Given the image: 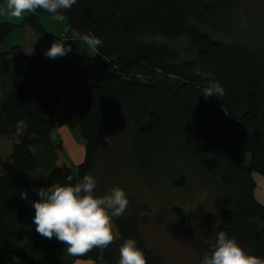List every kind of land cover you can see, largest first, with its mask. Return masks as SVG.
<instances>
[{
    "label": "trees",
    "instance_id": "trees-1",
    "mask_svg": "<svg viewBox=\"0 0 264 264\" xmlns=\"http://www.w3.org/2000/svg\"><path fill=\"white\" fill-rule=\"evenodd\" d=\"M60 11L67 23L61 33L44 29L39 14L52 17L44 9L27 13L24 23L49 44L46 49L54 41L80 40L74 31L95 35L102 40L94 49L100 58L72 52L48 58L46 49L28 55L20 45L0 53V136L11 146L8 156L0 153V264H69L63 242L29 226V211L14 188L35 195L41 187L75 184L86 174L96 178L97 196L118 186L129 204L113 218L116 236L108 247H93L73 259L117 264L120 245L133 238L147 264H165L143 241L140 227L150 207L131 187L127 172L148 171L159 160L176 175L172 188L195 171L219 174L237 197L220 201L216 234L236 236L246 252L264 258V205L253 198L251 179L252 173L264 177V0H77ZM16 28L0 22V42ZM159 36L185 37L194 59L179 62L166 45L135 41ZM36 56L46 59L52 79L25 77L27 62ZM209 80L219 81L224 95L205 99L202 89ZM18 121L27 124L22 135L16 134ZM63 126L83 141V160L73 167L52 163L62 147L57 131ZM39 165L49 169L43 180L31 175ZM170 212L178 227L185 224L182 209L173 206ZM171 230L200 254L216 240V234H203L204 241L187 229L171 225Z\"/></svg>",
    "mask_w": 264,
    "mask_h": 264
},
{
    "label": "rangeland",
    "instance_id": "rangeland-1",
    "mask_svg": "<svg viewBox=\"0 0 264 264\" xmlns=\"http://www.w3.org/2000/svg\"><path fill=\"white\" fill-rule=\"evenodd\" d=\"M48 16L51 17L50 15ZM48 21H51V19L46 18L44 20L46 28L48 30H54L51 27V23ZM46 28L44 29L47 31ZM203 30L207 31L208 29L203 28ZM208 32L211 34L213 39L230 44L229 40L223 35L214 33L210 30H208ZM37 35L38 34H36V36ZM65 40L69 39L66 38ZM42 41V43H44V40ZM76 41H79L80 44L72 47L71 52L73 54H86L91 58H100V55L86 43L81 40ZM135 41L138 44L154 43L158 45H166L177 52L179 62L193 60L195 56V49L188 43L185 37L177 39H169L161 36L153 38L137 37ZM42 48L43 47L41 46L39 49L34 48V50L35 52L40 53L43 50ZM35 59L39 61L34 64L27 62L24 72L25 77H29L32 73H34L37 80L48 81V79H44L48 78V76L49 79H52L54 77V72L47 65L46 59L41 56H36ZM42 63L46 66V73L43 72L44 67L42 66ZM157 77L159 81L165 80L162 76L157 75ZM142 80L145 81L144 78ZM62 112L63 109L59 108L57 114H62ZM69 134L72 136V143L69 142V144H67L66 138L63 137V139H61L62 147L60 149L57 148L55 155L52 157L54 161L52 163H54L56 167L61 165L73 167L77 165L74 162L77 161V156L83 158V141L80 139L77 132L69 131ZM10 151V143L6 138L0 136V153L3 156H8ZM41 161L44 163V166H47L45 159L41 158ZM159 162L160 160L154 163L152 168L148 171H144L138 167L135 169L129 168V171H127L131 187L134 189L137 188V190L142 194L141 201L145 202L150 207V212L147 215L146 220L141 223L140 227L143 241L145 245L149 249L153 250V252L157 254L165 264H200L204 253L200 254V252L194 249L190 243L184 244L181 240L176 239L172 235L171 225L174 228H182L183 230L187 229L189 235L194 238H201L204 241H208L203 234H207L208 237H214V234H216L217 214L220 207V201L227 197H237V191L230 190L227 186L223 185L222 181L219 179L220 176L217 173L213 176H207L204 174H198L196 171L192 172L191 175L188 176V180H186L182 186L172 188V183L176 180V175L170 169L167 171L164 165L163 167L159 166ZM163 162L165 163V161ZM248 162L249 155L245 160L246 164ZM129 163L132 167H134L133 162L129 161ZM48 171L49 169L47 170L45 167L39 165L37 169L31 173V175L39 180H43L48 175ZM253 174L255 173L251 174V179L254 182L252 178ZM0 175H3L1 167ZM256 175L260 174L256 173ZM22 192L26 191L22 190L21 187L15 188L16 196H19L22 205L29 211V226L32 230H35V225L32 223V217L34 215L32 201L39 199V197L31 198L29 197L30 195L27 194V198H24L21 196ZM173 206L179 207L185 214V224L181 225V227H178L177 222L171 215L170 211ZM158 216H163L161 222L156 218ZM202 226L205 227L204 230L203 228H199ZM190 227L199 229L194 231ZM234 238L238 239L236 236ZM213 245L214 244H212L210 248ZM67 257L68 252L66 250L65 258Z\"/></svg>",
    "mask_w": 264,
    "mask_h": 264
},
{
    "label": "clouds",
    "instance_id": "clouds-1",
    "mask_svg": "<svg viewBox=\"0 0 264 264\" xmlns=\"http://www.w3.org/2000/svg\"><path fill=\"white\" fill-rule=\"evenodd\" d=\"M76 3L77 0H5L6 7L0 10V15L19 20L26 13L44 9L52 14L54 21L63 22L65 17L60 10L71 9ZM73 35L93 49L102 44V40L92 34L74 31ZM71 51V45L62 39L54 41L44 55L48 58L63 57ZM224 92L221 83L214 80H209L202 89L205 99L222 96ZM26 127V122L18 121L16 134L22 135ZM96 186V178L86 174L75 184H52L37 189L39 199L32 201V223L36 232L48 238L54 236L67 246V252L72 256H82L93 247H108L116 236L113 218L125 212L129 199L125 190L118 186L103 196H97ZM21 196L27 198V193L22 192ZM117 264H147L145 254L135 239L127 238L120 245ZM200 264H264V258L249 254L235 238L219 231L214 245L203 255Z\"/></svg>",
    "mask_w": 264,
    "mask_h": 264
},
{
    "label": "crops",
    "instance_id": "crops-1",
    "mask_svg": "<svg viewBox=\"0 0 264 264\" xmlns=\"http://www.w3.org/2000/svg\"><path fill=\"white\" fill-rule=\"evenodd\" d=\"M5 7H6L5 0H0V10L5 9ZM26 15H27V13L23 16L22 19H19V20L14 19V18H10L6 14L0 15V22H9V23L17 25V28L14 31H12L4 41L0 42V53L8 51V49L10 47L20 45L25 54L34 55V54L38 53V52H35L34 48L39 49V47L42 46L43 47L42 52H43L49 46V44L45 40H44V43H42L43 39L39 35L36 36L34 31L31 30L27 25H25L24 18ZM46 18L51 19V21H48V22L51 23V27L54 30H48L46 28L45 23H44V20ZM39 19H40L41 24H43V27L47 29V32H50L52 34L61 33L67 27V23H66L65 19L63 22L54 21L51 17H49L45 13H40ZM76 40L77 39H72V40L69 39V40H65V41L67 44H70L71 47H74V46L80 44L79 41H76ZM38 61L39 60L34 58V59H30L28 62H30V64H34V63H37ZM42 66L44 67L43 72L46 73L47 69H46L45 64L42 63ZM31 75H33L35 77L34 73H32ZM44 79L49 80V76H48V78H44ZM58 132H59L58 134L60 135L61 139H63V137L66 138L67 144H69V142L72 143V136L69 134V130L65 126L60 127L58 129ZM83 156H84V154H83ZM82 160H83V158H81L80 156H77V161H74V160L73 161L76 164H79L80 162H82ZM252 178L254 180V190L252 192L253 198L255 199L256 202L264 205V177L260 176V175H256V173H255L252 175ZM16 187H20V186H16ZM15 188H14V193H15ZM21 189L25 190L22 187H21ZM26 192L28 195H30L29 197H31V198L38 197L37 194L31 195L28 191H26ZM19 193H20V191H19ZM17 198H18L21 206H23L19 196ZM66 259L69 260V264H94L91 260L73 259L72 255H69V254H68V257Z\"/></svg>",
    "mask_w": 264,
    "mask_h": 264
},
{
    "label": "built area",
    "instance_id": "built-area-1",
    "mask_svg": "<svg viewBox=\"0 0 264 264\" xmlns=\"http://www.w3.org/2000/svg\"><path fill=\"white\" fill-rule=\"evenodd\" d=\"M98 264H102V263H98Z\"/></svg>",
    "mask_w": 264,
    "mask_h": 264
}]
</instances>
